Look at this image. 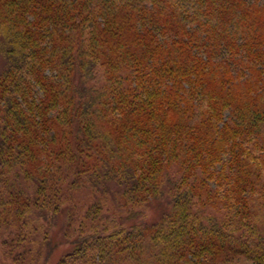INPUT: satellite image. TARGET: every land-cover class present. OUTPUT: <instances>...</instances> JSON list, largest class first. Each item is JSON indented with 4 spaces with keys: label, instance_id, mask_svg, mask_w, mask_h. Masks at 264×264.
<instances>
[{
    "label": "trees",
    "instance_id": "obj_1",
    "mask_svg": "<svg viewBox=\"0 0 264 264\" xmlns=\"http://www.w3.org/2000/svg\"><path fill=\"white\" fill-rule=\"evenodd\" d=\"M58 264H264V0H0V232Z\"/></svg>",
    "mask_w": 264,
    "mask_h": 264
},
{
    "label": "rangeland",
    "instance_id": "obj_2",
    "mask_svg": "<svg viewBox=\"0 0 264 264\" xmlns=\"http://www.w3.org/2000/svg\"><path fill=\"white\" fill-rule=\"evenodd\" d=\"M56 242L53 251L48 254L44 243L35 248L34 243H26L21 249L7 247L5 241L9 240L7 233L0 232V264H58L69 251L71 244L62 237V232L56 228Z\"/></svg>",
    "mask_w": 264,
    "mask_h": 264
}]
</instances>
